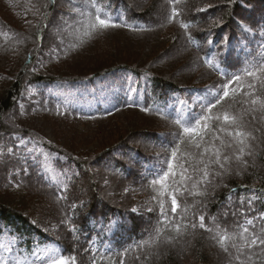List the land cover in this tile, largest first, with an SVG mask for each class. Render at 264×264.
I'll list each match as a JSON object with an SVG mask.
<instances>
[{"label":"trees","instance_id":"16d2710c","mask_svg":"<svg viewBox=\"0 0 264 264\" xmlns=\"http://www.w3.org/2000/svg\"><path fill=\"white\" fill-rule=\"evenodd\" d=\"M55 1L56 0L40 1L39 4L41 5L38 6L40 12L37 13L35 11L32 23L26 26L27 35L26 33L20 34L19 32H11L8 37L12 39L9 40L3 39L0 36V51L4 52L8 49L7 47L17 50L19 46L16 45L15 42L21 39L29 40L32 44L37 46L41 45V47L45 46V41H47L49 45V40H47V38L45 39L42 30L51 25L55 15L53 10L56 3ZM117 1H120V4L114 6L113 0H109L108 2L102 1V3L97 0L98 3L104 6L105 11L110 14L115 23L126 24L127 26H124L126 28L151 32L154 36L151 35L153 37L148 39L151 41L148 52H150V54L152 53V55L159 56L162 51L168 50V53L171 51V56L176 60L180 50H183L184 46L188 45L184 35L182 36L180 34L178 36L179 38L171 43L173 40L171 34L169 40L166 39V35H155L153 33V30L162 32L165 29L171 28L173 25L178 28H172V31L179 32L180 30L181 32V29L184 28L181 26L179 19L186 14L183 10H187L186 19L188 22L186 24L189 25L187 29L191 31V39L189 35H187V38L190 41L189 46L193 47L191 50L194 52L196 50L200 53V56H198L199 58L197 57L196 59V63L199 67L205 64L216 77L226 81L224 77L220 75V69H223L229 78L231 74L243 76L242 69L244 67L248 66L250 63H258L262 60L258 58L261 44L255 47L254 42H251L246 49H240L238 42L240 36H237L238 34L236 32L232 33L230 29L235 30L233 25H236V28L239 30L240 26H242L245 21L243 17L245 13L241 12L244 10L250 13L253 11L255 3L264 0H179V3L175 5L178 11H180L177 17L178 24L174 22V20L169 22V14L171 15V12H169V8L164 2L157 1L156 4L153 3L147 8L149 9L148 11L144 10L137 13L135 8L132 7V10L131 5L125 3L126 0H124L125 2L121 0ZM44 4H47L49 7L44 8ZM178 4L180 5L178 6ZM185 4L186 6H184ZM195 7L200 9L195 12ZM156 9L159 10L158 12L161 14L162 19L160 22L153 24L148 17L149 14ZM201 9L203 10L201 11ZM42 14H46L47 20L43 17L39 20ZM129 16H131V18ZM36 18V25H33V21ZM214 19H221L222 22L210 25V21L212 22ZM0 22H3L1 17ZM5 26L6 22L3 25L0 24V33ZM8 32L9 29L6 31V36ZM70 37L75 40L74 45L77 48V53L83 50L86 52L85 49L87 48L86 44L88 41L86 42L85 37L73 35ZM261 39H264V37ZM167 41H169L168 44ZM209 41H211V43H209ZM163 43L167 44L166 48L163 47ZM179 44L180 50L178 51ZM24 49L25 53L28 52V54L23 59L21 65L16 66L17 69L13 67L11 72L8 70H0V78L3 81V84L0 86V145H4L15 135L28 138L29 140L41 141V138L37 134L30 133V131L21 128V117H23V113L35 108L37 112L46 116H48V113H52L55 119H61V123L65 124H68L71 118L76 119L78 117L86 118L90 122H94L93 124L97 128L104 127L107 129L108 124L112 123L114 126L118 124V126L116 125L115 127L121 128L122 131L121 135L117 137L114 143L123 141L120 147L125 149L124 157L126 158L131 155L132 160L136 164V162H138L137 158L141 160L144 152L137 153V151L140 152L142 150L138 149L135 142L132 143L131 140L138 139L135 138V136L140 135L141 132L137 131V126L131 124L128 126L126 118L121 116V114L128 109V111H133L132 113L135 115L139 114L140 116L142 113L147 112L162 118L167 117L165 119L172 121L177 118L173 112L175 111L174 108L170 107V105L172 106V103L178 100L179 94L182 95L184 93V89L186 88L182 90L178 82H180V80H185V78L168 74L167 70L161 69L154 62L147 63L150 66L148 69L147 66L144 65L145 61L141 60V58L136 57L130 60V58L118 55L105 57V54H101L98 56L99 52L91 50L89 52H92L94 58L100 57L98 65H92V61H90L91 64L87 63L86 65L84 64V66L74 63L69 67L78 65L76 67L79 71H73L71 69L72 71L68 70L67 72L65 70L60 76H55L53 72H46L42 70L41 67H36V64L34 66V61L37 60L40 51H37V55H35V53H32L33 47H31V51L29 50L30 52L26 51V47H24ZM33 55H35V58ZM206 58L212 60L213 67L208 66ZM216 65H219V68H217ZM153 67L154 69H152ZM5 69H7V67ZM118 73L125 74V79L121 88L113 92L107 106H93V109L90 111H86L82 108H67L49 91V89L59 81L73 84H83L86 82L94 84L97 81L106 80L105 78L110 74ZM194 73L195 72L188 73L189 78L194 76ZM247 79L249 80V78ZM196 82L197 81H194L189 85L193 84L194 86H198L199 84ZM29 84H36L38 87L36 96L31 99V102H27L23 99V92ZM235 86L234 84L233 87ZM130 87L136 89V91L130 92ZM258 94L264 97V93ZM232 103L238 106V111L233 107L236 113H240L243 108L248 107L247 105L242 106L237 104L234 101ZM144 109H148V111H144ZM158 111L162 114L158 115ZM212 114L214 115V110ZM245 121H249L248 116H245ZM213 127H215V125H213ZM247 127L249 130L254 128L260 129L259 132L254 133L257 139L250 142L254 155L251 157H244V159L248 161V167L243 168L236 162H233L230 174H225L222 177H213L210 175L209 180H211L212 183L207 186L206 196L189 195L187 191L183 190V194L178 192L176 195L180 207L177 208V213H173V216H171L172 213L170 212V197L164 195V208L170 219L173 217L178 219L179 215H183L185 217V222H187L192 219L193 213L197 218L199 215L203 214L207 227H215L214 223L211 224L209 218L216 217L215 223L220 224L222 228H227L229 233L235 231L238 234L239 228L235 226L238 223H243L244 218L239 215L241 211L246 213L249 218L264 213V121H260L259 119L251 121L248 123ZM147 138H151L152 141H155L156 147L153 149H159L162 152L165 151L169 156L171 155L170 149L176 147L167 143L165 140L167 138L163 137V135L157 136L153 132H148L143 134L138 140V142H147L145 144V149H147L150 143V140ZM205 139L208 140L207 137H205ZM42 144L44 147L53 148L54 151L57 152L56 147L51 144V142L43 141ZM108 144V146H111L115 150L111 142ZM216 144L219 145V141H216ZM99 145L100 146L95 149L94 157H91L87 152L84 154L76 151L72 152V155L75 156V159H73L76 162V169L74 175H69V178L76 182V180L80 178L77 171L80 172L82 176H85V178L87 177L82 180V182L86 181L87 186L84 188L80 185V187L75 190V194L78 196V202H76V204L69 202L67 200V195L63 198L65 202V205H63L64 208L62 209L63 219L67 220L71 218V224L75 225L76 231H71V235L78 236L75 242L71 241L72 237L71 239L65 240L64 238H59L56 234H52L53 232L51 231L44 232V228H39L37 224L31 220L30 215L27 213L28 209L20 205L18 207L12 204L14 202L5 196L4 193L8 190V187L5 182L0 181V228H6V232L19 242V247L22 252L31 253L38 244L52 240L57 242L59 240L60 244L63 246V255L75 256L77 264H88V259L86 258H89L91 255L95 257L96 261L103 256L104 259L101 262H104L107 259L119 258L117 253L123 252L126 248L129 249L130 254L134 253L135 251L132 250L134 246L138 242L147 239L149 234L153 233V230L158 224H156V226H151L146 235V230L143 229H145L144 225L149 224V222L140 221L144 219L141 217L142 213L135 212L130 208V205L133 204V197H122L124 200L120 202L121 199L119 196H109V192L106 190V187H104L106 186L104 177L99 175L98 172H93L95 170L92 167L100 166L101 168L102 166L104 169L107 167L106 169L114 170L112 173L113 176L117 178V181L123 183L124 186L127 187L133 184L131 181L132 168H130L122 158L118 160L116 156H113L115 151H110L107 146V148H105L101 144ZM3 148L7 151L6 145H4ZM180 150L184 152V148H180ZM185 150L190 153L188 159L192 163H195L192 156L198 155V150L190 147ZM6 154L11 155L12 153L7 152ZM8 157H10L12 162L6 169L8 171L10 168H13L12 175L14 178L12 184L9 186L12 187L13 184L15 185V181L19 184V175H29L31 171H33V174L40 176L42 181H45V173L39 168L38 157L30 156L26 160L25 165L26 167L28 166V169H26L25 166H22V169H16L19 165L17 164L18 162L14 157ZM169 159L170 158H168V160ZM177 160H181L179 154ZM145 161L148 163V160ZM103 163H105V166ZM145 166L146 168L144 166L139 167V174L135 173L134 176H136L137 179L139 176L142 177L139 184L140 186L144 185L149 187V189H144L142 192L147 194L154 190L150 181L155 178V175L151 170H148L147 165ZM216 170L219 171L218 168ZM176 171H179V169H176ZM90 172L92 174L94 173V175ZM237 172L240 174H237ZM120 182H118V185ZM171 183L172 181L170 180L169 184ZM102 185H104V188H102ZM23 186L24 183L19 185L22 190H24ZM52 186L53 188H57V186ZM126 187L124 189H126ZM188 188L191 189V182H188ZM233 189H235V191H232ZM82 190L88 193L84 194L85 191L82 193ZM191 190L195 191V189ZM199 190L204 191L205 189L201 186ZM229 197H231V200H229ZM241 197L245 199L244 206L240 204ZM251 197H255V199H253L252 203L253 211L249 212L246 202L247 199ZM231 202L233 206L226 212L228 215L224 216L222 209ZM73 205H76V207H72ZM184 207L188 208L187 213L183 212ZM232 211L237 212L236 217L232 216ZM116 218H119V221H117V223H112L111 220ZM65 224L69 226V224ZM111 224H114V226H111ZM261 224H264V222L259 220L255 221V230H258ZM249 229L252 231V226H249ZM2 233L3 232H0V234ZM214 234V232L210 233L205 229H192L189 227L181 236V241L178 237L174 244L162 242L157 248H153L157 254L154 253L153 249L140 250L142 253L141 258H143L140 264H236V262L231 260L230 256L225 253L212 238ZM164 235L176 236V233L166 230ZM239 242V239H237L236 243ZM90 244L96 250L95 252L85 251V249L90 247ZM162 251L167 252V255L162 259H157V255L159 256ZM230 251L235 253V250ZM149 252H152L153 255L150 259L145 260L144 257ZM130 261L131 264H137L134 256H131Z\"/></svg>","mask_w":264,"mask_h":264},{"label":"rangeland","instance_id":"374dc122","mask_svg":"<svg viewBox=\"0 0 264 264\" xmlns=\"http://www.w3.org/2000/svg\"><path fill=\"white\" fill-rule=\"evenodd\" d=\"M41 0H0V17L3 19V22H0L3 25L6 22V26L0 33V36L3 39L9 40L12 39L10 33H26V26L32 23V19L34 17L36 7H38ZM101 3L108 2L109 0H99ZM124 1V0H121ZM164 2L167 7L169 8V12H171L172 4L170 0H126L125 3L131 5L135 8L137 13L139 11H148V7L151 6L153 3ZM44 2V1H42ZM53 10L55 15L51 22V27L44 28L43 36L45 39L49 40L48 42L45 41V46L41 47V45L37 46L32 44L29 40L21 39L20 41H16L15 44L18 45V49H6L4 52L0 51V70H8L11 72L13 67L21 65L23 59L28 54L25 53L24 47H26V51H31V47H33L32 53L37 55V60L34 61V66L41 67L42 70L46 72H53L55 76H60L62 72L65 70L69 71H79V69L74 67H69L71 64H80L84 66L87 63L92 61L93 64H97L100 62V57L94 58L91 50L99 52L101 54H105L106 56L112 57L113 55L124 56L125 58H141V60L145 61L144 65L147 66L149 69V65L147 63L154 62L158 65L161 69L167 70L168 74L178 75L179 77L185 78V80H180L178 82L181 85V89H184V93L182 95L179 94L178 100L172 103L170 107L174 108V114L178 111H183L185 113L186 118L190 114H202L201 108L199 106V101L202 97H206L208 91L211 90L215 92L217 88L222 84L226 83V81L216 77L209 68L203 64V66H198L196 63V59L200 56L199 51L195 52L191 50L190 41L187 38V35L191 33L189 29H181V32L172 31V28H178L173 25L169 29H165L162 32L153 30L155 35H166V39L170 40V34L172 35L171 43L175 42L178 36L181 34L184 35L186 38V43L188 45L184 46L183 50H180V44L178 45V51L180 53L178 57L173 59L171 56V51L168 53L167 51H162L159 56L152 55L148 52V48L150 47L151 41L148 39L152 38L154 35L151 32L140 31L138 29H131L126 27H116V28H109L106 30L98 31L91 36H85L84 29L79 25L75 24L74 21L83 20V17L77 16L75 13L71 12L73 7L81 8V11L88 12L91 11L89 7L86 5L88 4V0H56ZM120 1L113 0V5L118 6ZM180 4H178L179 6ZM159 6V4H158ZM186 6V4L184 5ZM49 7V6H48ZM200 9V8H199ZM196 7L194 11H198ZM133 10V9H132ZM159 10H154L149 14V20L156 24L161 21L162 16L158 12ZM186 14L179 19L180 24L187 23V10H183ZM245 13L243 15L245 21L240 26V31L235 27V30L230 29L232 33L236 32L240 36L239 48L246 49V47L254 42V46L257 47L261 44V49L258 53L259 59H264V1H259L254 4L253 11L250 13L245 12L244 10L241 13ZM180 13V11H179ZM30 15V16H29ZM32 15V16H31ZM29 16V17H27ZM171 17V15L169 14ZM43 16H40L39 20ZM131 18V16H129ZM169 17V22L173 21ZM7 19V20H6ZM47 20V18H45ZM33 21V25L35 21ZM178 24V18L174 20ZM216 23H221V19H214V21H210V25ZM240 24V23H239ZM43 25V24H42ZM68 25H72V27H68ZM170 27V26H169ZM180 27V26H179ZM168 28V27H167ZM231 28V27H229ZM9 29V32L6 36V31ZM247 29H251L248 31ZM42 33V32H41ZM241 34V35H240ZM83 36L86 38V52L83 50L81 52H76L77 48L73 47L75 40L72 39L70 36ZM146 35V37H145ZM153 35V36H151ZM144 36V37H143ZM18 38V37H17ZM16 40V39H15ZM85 41V40H84ZM169 41H167L168 44ZM166 43H163V47H167ZM41 47V48H40ZM100 51H99V49ZM29 51V52H30ZM33 55V57L35 56ZM75 55V56H74ZM190 56V57H189ZM35 58V57H34ZM199 58V57H198ZM102 60V59H101ZM151 60V61H149ZM127 62V60H125ZM195 62V63H194ZM38 63V64H37ZM130 64L129 62H127ZM57 64V65H55ZM91 64V63H90ZM7 67V69H5ZM17 69V68H16ZM33 69V67H32ZM36 69V68H35ZM72 69V70H71ZM154 69V67L152 68ZM154 72L153 70H150ZM59 72V73H58ZM163 72V71H162ZM190 72H195L191 78H189ZM58 73V74H57ZM167 75V74H166ZM187 78V79H186ZM248 77L241 76L242 82L247 83L251 82L247 79ZM106 80L97 81L94 84L83 83V84H73V83H63L62 81L56 82L52 88L49 89L51 93L54 94L62 104L67 108H82L86 111H90L93 109V106H100L109 104V99L111 98L113 92L116 89L121 88L122 83L125 79V74H110L108 77L105 78ZM197 81L198 86H194L193 84L189 85L190 83ZM2 79L0 78V86L3 84ZM194 83V84H196ZM36 84H29L24 92H23V99L27 102H31V99L36 96L38 91ZM184 101L185 103L182 105L179 102ZM232 100H227L223 102L221 106H217L214 109V115L220 113L223 109L228 108V106L232 103ZM236 110L238 111V106L233 104ZM233 113L234 108L231 109ZM127 112V113H126ZM133 112V111H132ZM131 111H126L121 114V116L126 118L128 126L131 124L133 126H137L140 135H136L135 138L132 139V143L135 142V145L138 149L142 151H137V153H143L144 155L139 160L137 157L136 164L132 160V156L129 155L128 157H124V148H121L122 142L114 143L121 135L122 129L116 128L111 123L108 124L107 129L99 127L97 128L94 126V122H90L86 118L78 117V118H71L68 124L61 123V119L57 120L55 117L52 116V113H48V116L40 114L37 112L35 108L31 111L24 112L23 117H21V128L30 131V133L37 134L41 141L29 140L28 138L21 137L19 135H15L10 141H7L4 145H6V149L12 148L13 152L11 155H7L8 151H5L3 148L4 145H0V148L3 149V152L0 153V181L5 182L8 187V190L4 193L12 202V204L19 207L22 206L28 209L27 213L30 215L31 220L34 221L39 228H44V232L51 231L52 234H56L59 238H64L65 240L71 239V241H76L78 236L71 235L70 225L67 226L62 221L63 219V208L65 205L64 199L62 200L61 197H66L69 202L75 203L77 201V194H75V190H77L80 185L85 188L87 186L86 181L82 182L85 176H82L80 172L77 171L80 178L76 180L69 178V175H74L76 162L75 156L72 155V152H80L85 153L87 152L90 154L91 157L95 156V149L98 148L101 144L105 148H109L110 151H115L113 156L119 160L125 161L132 168L131 171V181L133 184L128 185L127 187L124 186L123 183L117 181L116 177L113 176L114 170L105 169L101 166L92 167L97 173L104 177V180H107L106 186L102 185V188L106 187V190L109 192V196H116L121 199L120 202H123L122 197H133V204L130 205V208L136 209L135 212H141L143 217V222H149V224H145L143 230L147 231L150 230L151 226H156L158 221L162 219L159 211V203L156 200H153V196H157L158 199H162L163 202L165 201L164 197H159L158 191L159 185L151 193H142L144 189H149L147 186H140V182L142 177L139 176L137 179L134 176L135 173L139 174L138 168L148 166V170H151L154 173V179L157 178V174H162L163 171L167 170L168 166V158H170L169 154L165 151L162 152L159 149H153L156 147L155 141H152L151 138H147L150 140L149 146L145 149L144 142H138L139 138L148 132H153L157 136H162L167 138L165 139L167 143L171 144L172 146H177L178 138L177 133L181 130L177 125L173 123L172 120H168L162 118L160 116H156L151 113H142L141 116L139 114L135 115ZM46 114V113H45ZM236 114H239L238 112ZM111 120V119H110ZM120 126V124H119ZM147 128V129H146ZM249 130V128L247 127ZM146 130V131H145ZM71 131V132H70ZM209 139V137H207ZM23 140L24 143L21 144L20 141ZM51 142L56 147V151L53 148L44 147L42 142ZM109 142H111L112 146L115 150L108 146ZM108 144V145H107ZM187 144V142H186ZM183 144L179 147L181 149L184 148V152H188L185 149L189 148L188 145ZM15 145V146H14ZM107 146V147H106ZM184 146V147H183ZM131 153V152H126ZM135 153V152H134ZM97 154V153H96ZM17 155V156H16ZM12 156L18 162V168L22 169V166L26 167V160L31 157H38L39 161V168L45 173V181L41 180V177L33 174V171L30 173L33 174L29 175L24 174L21 176L19 175L18 178L20 184L24 183V190L20 187H16L17 182L15 181V185L13 184L12 187L9 186L12 184L14 180L12 172L13 168L7 171L6 167H8L12 160L10 157ZM74 158V159H73ZM148 160V163L145 161ZM177 162H181V160H177ZM105 163H103L104 165ZM105 166V165H104ZM25 169V170H26ZM91 173V172H90ZM94 173L92 175H94ZM90 174V175H91ZM27 175V176H26ZM68 178V179H67ZM87 178V177H86ZM85 178V179H86ZM71 181V183H70ZM118 182L119 185H118ZM57 186V188H53V186ZM104 186V187H103ZM119 186V187H117ZM69 187V190H68ZM128 191H125V188ZM72 189V190H71ZM71 190V191H70ZM85 191V190H84ZM82 190V193H84ZM3 192V191H2ZM74 192V193H73ZM88 192L85 191L84 194ZM1 195V190H0ZM233 203H229L223 208V213H226L228 210L231 209ZM151 208L152 211H148ZM173 216V213L171 214ZM117 223L119 218L111 220V222ZM211 224L213 222L210 220ZM209 222V223H210ZM111 226H114V224ZM144 232V231H143ZM181 236H179L180 241ZM0 242H12L14 253H22L25 256L29 255L30 253L22 252L19 247V242L15 240L9 233L0 234ZM179 243V242H178ZM181 243V242H180ZM44 246H55L58 247L63 255V246L60 244L59 240L55 241H46L45 243L38 244L37 247H44ZM154 251V249H153ZM154 253L157 254L156 251ZM167 252L162 251L159 256L157 255V259H162L165 257ZM141 251L137 250L134 253L130 254L128 251L127 257L125 258L124 264H131V256L141 255ZM161 255V256H160ZM93 256L91 255L88 259V264H92ZM90 259V260H89ZM112 260L116 261V264H119V258L116 259H107L104 262L101 260H97L96 264H111ZM143 260V258H141ZM143 262V261H142Z\"/></svg>","mask_w":264,"mask_h":264},{"label":"snow or ice","instance_id":"6c2138e0","mask_svg":"<svg viewBox=\"0 0 264 264\" xmlns=\"http://www.w3.org/2000/svg\"><path fill=\"white\" fill-rule=\"evenodd\" d=\"M177 3H179V0H171V20H175L179 16V11L175 6ZM86 6L91 11L83 12L79 7L71 9V12L83 17L82 21L77 20L74 23L84 29L83 34L85 36H91L98 31L109 28L127 26L126 24L115 23L110 14L105 11L104 6L98 3L97 0H88ZM43 7L47 8L48 5L44 4ZM36 12H40L39 7H36ZM42 16L46 18V14H42ZM181 26L185 29L189 27L185 23H182ZM68 27H72V25H68ZM247 30L251 31V29ZM188 35L191 39V34L189 33ZM206 63L209 67H213L212 60L206 58ZM216 67L219 68V65H216ZM219 71L226 83H222L215 92L209 90L207 96L200 99L199 106L202 114H190L186 118L182 110L176 113L177 118L173 120V123L181 130L177 133L178 144L170 149L171 155L167 170L163 171L162 174L158 173L157 178L150 181L154 189L159 185V197L164 195L170 197V212L174 214L177 213V208L180 207L176 195L178 192L183 194V191H187L189 195L206 196L207 186L212 183L209 180L210 175L222 177L225 174H230L233 162L243 168H247L248 161L244 157L254 155L250 142L257 139L254 133L259 132L260 129L247 130V125L257 119L264 121V97L258 94L264 93V59L258 63H250L242 69L243 76L254 82L244 83L240 75L231 74L229 78L223 69ZM234 84L236 85L235 87H233ZM129 91H136V89L130 87ZM227 100H232L237 104L247 105L248 107L243 108L239 114H236L231 111L234 105L230 104L228 108L213 115V110ZM179 103L183 105L185 102L180 101ZM144 111H148V109H144ZM157 114L162 113L158 111ZM245 116L249 117V121H245ZM205 137H209V139L206 140ZM216 141H219V145L216 144ZM186 142L190 148L198 150V155L192 156L195 163L188 159L190 153L181 152L180 150L179 146ZM20 143L23 144L24 141L21 140ZM7 151L12 153L13 149L8 148ZM2 152L3 149L0 148V153ZM178 154L181 157V162H177ZM217 168L219 171L216 170ZM176 169H179V171H176ZM237 174L240 173L237 172ZM170 180L172 181L171 184H169ZM188 182H191V189H195V191L188 188ZM105 183L107 184V180ZM201 186L205 189L204 191L199 190ZM16 187H19V184ZM125 191H128V189H125ZM232 191H235V189ZM253 199L255 197L248 198L246 202L249 212L253 211ZM153 200L159 203L162 219L158 221V226L153 230V233L149 234L147 239L138 242L132 249L133 251L157 248L162 242L174 244L177 238L183 235L190 227L192 229H205L210 233L214 232L215 234L212 238L236 264H264V224H261L259 229L255 230V221L264 222V213L249 218L246 213L241 211L239 215L244 219L242 224L238 223L235 226L239 228V233L237 234L235 231L229 233L227 228H222L220 224L215 223L216 217H210L215 227H207L203 214L197 218L193 213L192 219L187 222H185L183 215H179L178 219L176 217L170 219L165 211L163 200L158 199L157 196H153ZM229 200H231V197H229ZM240 204L241 206L245 205L243 197L240 198ZM72 207H76V205ZM133 211H136V209H133ZM148 211H152V209L149 208ZM183 212L187 213L188 208L184 207ZM231 214L233 217L237 216L236 211H232ZM223 215L227 216L228 213H223ZM62 223L69 224L71 231H76L75 225L71 224V218L62 221ZM249 226H252V231H250ZM166 230L175 232L176 236L164 235ZM0 232L7 234L6 228H0ZM237 239H239V243H236ZM230 250H235V253ZM14 251L12 242H0V264H77L75 256L62 255L60 249L55 246L37 247L27 256L22 253L13 254ZM85 251L95 252L96 250L90 244V247L85 249ZM128 251L129 249L126 248L123 252L117 253L119 264H124ZM152 255L153 253L149 252L144 259L148 260ZM100 259L103 261L104 257L101 256ZM134 259L137 264H140V255H136ZM92 264H96L95 257L92 260ZM111 264H116V261L112 260Z\"/></svg>","mask_w":264,"mask_h":264}]
</instances>
